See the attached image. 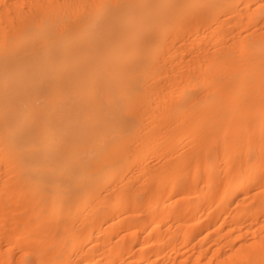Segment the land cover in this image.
Instances as JSON below:
<instances>
[{
	"label": "bare ground",
	"instance_id": "1",
	"mask_svg": "<svg viewBox=\"0 0 264 264\" xmlns=\"http://www.w3.org/2000/svg\"><path fill=\"white\" fill-rule=\"evenodd\" d=\"M241 1L254 2L28 0L27 8L16 1L13 15L3 8L0 232L15 226L12 235L26 246L22 264L35 257L38 234L46 236L54 221L78 207H87L82 220L100 218L124 190V206L143 200L141 207L147 202L159 212L167 190L183 189L187 208L196 190L201 199L216 192L206 208L214 206L207 215L217 216L252 186V204L219 232L218 243L229 249L218 245L211 255L219 256L214 264H264V0L245 11ZM231 23L252 28L232 33ZM185 33L195 52L183 44ZM182 44L192 52L177 64ZM188 137L193 145L186 149ZM157 148L156 161L146 160ZM219 164L224 175L210 174ZM128 170L133 180L124 178ZM251 210L249 228L241 226ZM215 216H207L209 227Z\"/></svg>",
	"mask_w": 264,
	"mask_h": 264
},
{
	"label": "rangeland",
	"instance_id": "2",
	"mask_svg": "<svg viewBox=\"0 0 264 264\" xmlns=\"http://www.w3.org/2000/svg\"><path fill=\"white\" fill-rule=\"evenodd\" d=\"M23 4L26 8L28 7V0H0V14L3 12V8L6 5H9V13L11 15L14 14V8L15 2ZM254 2H249V6L247 2L244 5H247V7H251L254 3V5L258 2L256 0H253ZM243 1H241L242 8L240 6V9L243 11L246 10L243 6ZM240 2L238 3V5ZM254 7V6H253ZM252 7V9H253ZM241 11V12H242ZM246 15V13L244 14ZM242 16L244 21L246 20L245 16ZM15 16V15H14ZM13 16V17H14ZM247 16V15H246ZM230 17V16H229ZM245 17V18H244ZM235 19L234 16H231L230 18H227V20H232ZM234 21V20H232ZM231 22V21H230ZM251 26L255 27L257 24V21L250 22ZM255 23V25L253 24ZM242 24V23H241ZM259 24V22H258ZM231 25L234 27L237 25L238 30H236V26L233 28L232 27V33L239 31L241 34L246 33L247 30L251 29L252 27L250 26L249 29L248 25L245 27L244 24V29L241 31L243 28V25H240V23L234 24L231 23ZM238 25L242 26L241 28L238 27ZM240 28V29H239ZM243 32V33H242ZM186 34V33H185ZM187 39L186 37L182 41L183 44H187V48L194 50L195 52L196 44H189L186 43L187 40L190 42H194L193 36L191 33H188ZM185 35V36H186ZM192 36V37H191ZM200 35L197 36V39ZM171 37V36H170ZM169 37V39H170ZM178 37V36H177ZM173 38L177 42V38H175L174 35H172L171 40ZM232 37H230L231 40ZM187 41V42H189ZM208 43V39L206 40ZM177 43H180V40H178ZM182 44L181 48H177L179 51L181 50V54H177L176 48H173L175 50V55L174 58L177 60V64H182L180 63V59H187V56L189 53L192 52L189 49H185L184 45ZM209 44V43H208ZM189 46V47H188ZM193 46V48H192ZM178 51V53H179ZM174 53V52H173ZM188 54V55H187ZM192 55V54H191ZM179 56V57H178ZM179 58V59H178ZM176 64V65H177ZM174 64V68L176 66ZM177 70V69H175ZM166 77V76H165ZM163 78L162 80L160 79V82L163 81L162 86L163 89L167 88L168 83L167 80L168 78ZM166 81H164V80ZM183 81V80H182ZM161 84V83H160ZM192 89H194L192 87ZM191 89V90H192ZM193 92L195 91L192 90ZM158 92L155 96V98H159ZM160 95V94H159ZM156 98V99H157ZM186 135V136H185ZM185 138H187V134H185ZM183 136V137H184ZM184 138V140H185ZM183 140V139H182ZM181 140V141H182ZM188 140L186 139V142L182 141L183 148H189L193 144H191L190 138L188 137ZM194 143V141L192 142ZM172 147L175 145H171ZM171 149V148H170ZM181 149V148H180ZM178 148V150H180ZM157 149L150 151L153 154H150L149 152L147 153V158L146 160L151 161L152 156V161H154L157 153ZM176 149H173L175 151ZM166 152L168 150H165ZM171 150V153H173ZM170 152V150H169ZM156 153V154H155ZM156 161V159H155ZM219 161V163L223 164L225 161L223 160ZM144 162V160H143ZM154 163V162H153ZM156 163V162H155ZM218 165L216 168L210 170V174L216 175L218 174L219 170L220 173L218 175H224V167L225 163L222 165L224 166L222 168L221 165ZM223 169L221 170L220 169ZM217 170V172H216ZM128 170L124 176L127 180L129 178H133L132 174ZM201 172V171H200ZM198 173V186L197 188L205 189L206 183L203 181V177L200 178V176H203V173ZM130 173V174H129ZM217 173V174H216ZM131 177H130V176ZM203 178V179H202ZM129 179V180H131ZM133 180V179H132ZM202 182V183H201ZM203 182L205 183L203 185ZM200 183V185H199ZM254 189L253 186L249 187L241 192H239L234 200L229 204V209L228 213L225 215H222L221 209H217L216 212L214 211H209L217 213L213 215V213H208V210H211L210 205L213 199L215 198L214 195H216V192L209 191L206 193V196H203L202 198V193L198 192L196 190L197 194H194V201L195 203H191V207L187 206L182 207V204H186L187 198L183 196L186 195L185 192L181 190V188L178 187L177 190L171 191L167 190V192L162 196V201L165 203V211L164 212H159L157 210L152 209V205L147 204V202H144L141 207V203H138L140 207L133 205L129 206H124L123 203L125 202L127 195H128V190L123 191L122 199L121 202L118 206L115 207H110L109 205L107 208H109V211H107V208L105 207L104 209L107 211L108 214L102 215L100 218H94L93 220L87 219V220H82L81 215L86 211L87 207H78L70 216L69 218L61 221H54L52 225L49 227L48 234L45 236H42L41 234H38L37 237V243L35 246V252L36 255L34 258H30L29 260L32 259V261L29 264H214L219 256H213L212 254V249L213 247H219L221 250H224V247L227 246V250L229 249L228 245L224 246L222 244H219L218 241H223L221 238L219 232L222 233L223 230H226L229 225L232 227L233 223L231 221L232 215L237 210H240L241 208L243 209L244 206H248L252 204L251 202L253 201V195H254ZM200 190V189H199ZM103 192L105 193L104 189ZM143 193V194H142ZM147 192H140V197H146ZM6 192L3 193L4 196H6ZM200 194V199L198 197V200H196V195ZM139 195V194H138ZM144 195V196H143ZM30 196V193L26 192L20 199H19V204H25ZM108 196L113 199L114 195L113 194H108ZM171 196V199H170ZM187 196V195H186ZM213 196V199H211ZM139 197V198H140ZM192 197V196H191ZM168 198V199H167ZM211 199L208 201V199ZM193 197L191 198V200ZM141 201V200H140ZM187 201V202H186ZM190 202V201H189ZM188 202V206H189ZM193 202V200H192ZM207 202L208 208L207 207ZM146 203V204H145ZM149 203V202H148ZM221 206V205H220ZM219 207V206H215ZM221 208V207H220ZM214 209V206L212 210ZM216 210V208H215ZM221 211V213H220ZM249 211V210H248ZM247 211V212H248ZM214 217V224L215 226H208L209 221L206 218ZM220 215V216H219ZM227 217H225V216ZM254 212L251 210L249 213H247L246 217L244 219H247L246 225L245 223L242 224L241 226L244 225V227L249 228V220L253 218ZM225 217L227 219H221V217ZM253 216V217H252ZM220 219H219V218ZM200 218L202 220H200ZM206 219V221H203ZM211 220V219H210ZM224 220V221H222ZM252 220V219H251ZM250 220V221H251ZM244 221V220H243ZM213 224V225H214ZM239 223H234V227H238L235 225H238ZM10 225V224H9ZM12 225V224H11ZM5 226L2 229V232H0V264H22L23 263V257L22 253L25 252L26 246L23 245L22 247V241L17 240V238H14V233L15 232V226ZM240 225V224H239ZM244 227H241V229L246 230ZM213 228L216 230H213ZM212 229V232L210 231ZM222 230V231H221ZM243 230V231H244ZM1 231V230H0ZM215 232H218L217 235ZM13 234V235H12ZM215 234V237H213ZM9 238H8V236ZM41 235V236H40ZM213 235V236H212ZM13 238H12V237ZM220 237V238H219ZM245 238V236H243ZM243 237H241L239 240H243ZM219 238V240H217ZM222 239V240H221ZM219 241V242H220ZM222 245V246H221ZM226 248V247H225ZM24 250V251H23ZM24 255V254H23ZM222 256V255H221ZM25 257V255H24ZM28 260V261H29Z\"/></svg>",
	"mask_w": 264,
	"mask_h": 264
}]
</instances>
